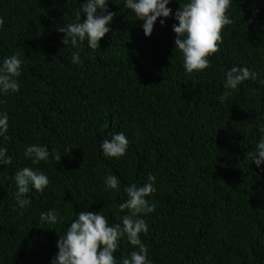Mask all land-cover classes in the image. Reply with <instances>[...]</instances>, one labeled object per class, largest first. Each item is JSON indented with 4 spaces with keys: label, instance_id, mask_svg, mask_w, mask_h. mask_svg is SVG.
Wrapping results in <instances>:
<instances>
[{
    "label": "trees",
    "instance_id": "16d2710c",
    "mask_svg": "<svg viewBox=\"0 0 264 264\" xmlns=\"http://www.w3.org/2000/svg\"><path fill=\"white\" fill-rule=\"evenodd\" d=\"M84 2L0 0V64L16 53L23 60L20 90L0 94V113L9 117L0 148L12 160L0 165V264H51L82 211L102 210L109 224H120L124 188L144 185L150 174L156 191L147 199L156 207L141 217L148 232L140 238L151 264H264V164L245 159L264 127V0H231L233 23L222 30L211 67L192 74L172 30L188 0H172V14L158 18L150 37L125 0H109L116 15L99 49L86 40L79 49L64 46L57 28L76 23ZM234 66L258 78L221 103ZM120 132L126 155L105 157L103 140ZM33 144L53 155L33 164L24 156ZM24 167L50 183L43 192L30 187L31 203L21 209L13 177ZM109 173L120 180L118 191L106 189ZM53 210L57 223L41 222ZM133 250L125 237L114 255L120 261Z\"/></svg>",
    "mask_w": 264,
    "mask_h": 264
},
{
    "label": "clouds",
    "instance_id": "9594fccd",
    "mask_svg": "<svg viewBox=\"0 0 264 264\" xmlns=\"http://www.w3.org/2000/svg\"><path fill=\"white\" fill-rule=\"evenodd\" d=\"M172 0H125L127 9L131 10L138 21H143V32L150 37L158 18L167 19L172 14L168 7ZM109 0H85L76 13V23L57 28L63 34L61 41L64 46L71 45L79 49L85 40L87 46L93 50L99 49V42L110 31L109 25L115 13L108 9ZM175 12L178 22L172 26L176 35L175 49L182 54L183 68L187 74L201 72L211 67L210 57L219 51L223 42L222 30L231 25L233 20L226 14L231 6V0H188L179 3ZM81 12L86 19L81 22ZM164 19L160 20L161 25ZM4 24L0 18V27ZM72 62L80 63V51H74ZM23 60L20 53L5 58L0 64V94L15 93L20 90L18 77L21 75ZM258 73L250 71L247 67H232L226 73L225 91L219 100L221 103L232 94V91L248 79L256 80ZM264 83V81H262ZM3 103V101H0ZM9 130V117L7 112L0 113V137L5 136ZM261 137L254 152L245 153V159L251 160L259 168L264 164V127L259 129ZM128 139L124 133H115L110 139H104L101 148L103 155L109 158H120L126 155ZM53 155L44 146L33 144L24 151V156L38 164L47 161ZM56 163L61 155L54 154ZM12 160L7 156V148H0V165H10ZM17 187L15 193L19 208H26L31 201L25 196L30 187L38 192L49 185L48 177L31 167H24L17 171L13 177ZM155 177L148 176V182L142 186L130 185L124 188L127 199L119 205L123 215L120 224H109L102 210L99 212L82 211L71 223L64 235L60 236L57 248L58 253L51 264H151L148 259V247L141 240V234H147L148 227L142 216L155 210L156 205L150 203L147 197L156 191ZM105 187L108 190L118 191L120 180L109 173L106 175ZM23 213H21L22 215ZM59 217L56 212L41 213V222L56 224ZM127 239L133 250L127 257L117 261L114 253L119 247L122 238Z\"/></svg>",
    "mask_w": 264,
    "mask_h": 264
}]
</instances>
